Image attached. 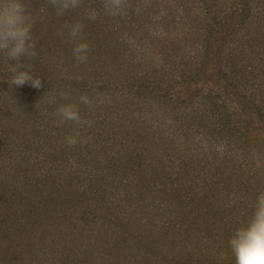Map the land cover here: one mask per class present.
<instances>
[{
    "label": "trees",
    "instance_id": "obj_1",
    "mask_svg": "<svg viewBox=\"0 0 264 264\" xmlns=\"http://www.w3.org/2000/svg\"><path fill=\"white\" fill-rule=\"evenodd\" d=\"M228 1L231 4L212 14L214 9L208 7L209 0H202L207 9L206 13L210 16L207 25L199 27L203 43L197 56L191 55L182 65H178L180 69L176 70H172L173 66L167 58L161 63L157 59V66L164 68L161 73L157 70L159 76L155 74L154 78L147 77V81L144 84L139 82L137 88L126 85L127 82L120 88L121 92L128 91L138 99L148 94L153 101L167 107L177 106L186 114L195 113L200 105H205L210 109L204 111L209 113L207 116L212 120L208 122L212 124V130L196 131L191 133L190 137L188 131L183 135H173L170 139L164 136L162 140H153L145 145L141 153L139 150L132 152L128 148L125 149L122 140L119 144L113 140L110 142L106 139L105 132L101 131L102 127L97 133L98 136L91 131L87 134L90 142L87 151H78L89 162L83 163L89 166L88 171L75 173L77 162L68 161L60 165L54 162L53 166L47 167V160L58 155H37L31 167L34 172L32 180H24V193L14 185L15 191H12L11 196L18 197L20 202H16L17 199L11 196L10 199L3 200L0 217L7 218L11 211V214L15 215V207L20 205L23 214L29 218L42 210L40 214L54 220L63 218L65 214L71 215L69 217L72 220L77 216L78 208L83 205L84 215L88 216L87 223L97 224L101 219L104 226L108 224L111 228L118 227L127 231L129 229L149 232L148 227L151 233L158 231L159 234L165 233L172 239H177L179 246L176 250L171 249L169 254L159 253L160 256L156 257V260H165L162 264H188L190 257L195 255H198L197 264H234L235 258L231 249L225 244L229 245L228 241L236 228L251 217L242 207L247 209L254 205L246 195L241 194V190L233 189L235 179L238 181L236 170L240 171L242 179L244 173L241 172L248 167V163L239 162L237 169L228 161L227 164L230 165H227V171L224 172L217 160L227 158L233 149L243 148L244 142L249 141L254 134L257 138L264 139V106H257V98L252 93L253 86L258 83L251 86L248 83L255 71L258 74L257 67L253 64L255 61L249 65L243 63L241 69L236 68L235 61L230 69L229 63L230 55H233V58L236 56V52L231 51L234 47L231 43H235V38L241 31L249 29L250 35L261 32L260 39H264V5L253 6L252 0ZM42 3H45V12L41 11L42 18L38 20L39 23L46 20L48 27L64 33L67 30L66 24L80 21L84 25L83 37L91 43H99L101 40L110 42L112 37L115 41L123 43L127 40L133 44L140 40L134 33L139 35V29L147 27V22L152 24L148 20V14L154 15L152 19H156L157 24L166 21L168 16L160 14L159 6L163 4L160 0H129L127 14L117 18L104 13V0H81L79 8L62 17L56 15L51 0H43ZM35 5L38 7V2ZM154 6H158L157 13L152 12ZM89 10L98 13L95 21L87 18ZM136 16L141 18L137 24ZM127 25L131 28H127ZM159 26L158 39L165 33L161 30L165 26ZM165 29L168 31L169 28ZM68 40L69 37L66 38V41ZM42 41L41 43H48L49 37L45 36ZM151 43L152 48L147 49L156 54L158 43L155 44L153 39ZM262 54L264 55V52L260 53ZM262 62L264 59L259 58L257 64ZM178 70L182 72L179 73ZM42 84H45V81ZM259 85L262 87L264 83L261 82L257 86ZM15 88L19 92L17 99L20 96L22 100H31L39 96L45 87L36 89L26 84ZM85 119L88 120L87 117ZM39 128L36 127L35 130ZM83 128L88 129V126ZM120 129L121 133H124V128ZM147 129L144 128V131ZM149 136L147 138H150ZM95 138L102 143H98ZM55 142L66 144V141L60 138ZM171 149L175 152L168 155ZM51 152L54 153V150ZM25 153L23 154L27 157ZM93 153L97 156L91 158ZM167 155L169 162L173 164L171 167L165 165ZM185 157H190V162H186ZM210 157L213 160H210ZM13 159L14 156L0 161V171L8 174V168L9 171L16 168L19 162L14 164ZM103 163L106 164L105 167ZM168 168L174 172L170 177L165 174ZM18 175L19 172L14 177ZM257 176L260 180L264 179V175L259 177L261 173H254L250 179H257ZM260 189H264V182ZM104 200L108 202L102 203ZM74 209L76 211L73 213ZM217 211L221 215V221L215 219ZM76 220L79 221L78 218ZM219 222L223 227L216 237L212 233L220 228ZM78 226V223L75 224L74 229ZM23 227L24 231L28 230L25 225ZM57 229L61 230V227ZM76 234L68 233L73 237ZM95 234V229H92L90 237L93 238ZM77 236L82 234L78 233ZM141 236L139 233L134 237L137 244L142 243ZM64 241L65 244L71 245L72 240ZM34 244L31 249L36 251V256L33 254L35 260L31 257V264H36V257H41L42 251L48 250L46 246L38 249ZM87 245L73 247L68 255L62 250L61 255L54 257L52 264H107L105 260L89 255ZM143 246L149 247L150 251L155 253L151 242ZM30 254L25 252L24 256Z\"/></svg>",
    "mask_w": 264,
    "mask_h": 264
},
{
    "label": "rangeland",
    "instance_id": "obj_2",
    "mask_svg": "<svg viewBox=\"0 0 264 264\" xmlns=\"http://www.w3.org/2000/svg\"><path fill=\"white\" fill-rule=\"evenodd\" d=\"M34 1L26 0V6L34 18L33 36L37 56L23 62H26V67L34 76L39 77L42 83L45 81V84H42L45 87L43 92L31 100L27 98L22 100L20 96L17 99L19 92L7 81L10 77L8 61L4 55H0V136H2L0 138V161L14 156V164L19 162L12 171L7 169L8 174L3 170L0 171V177H2L0 180L1 208L4 206L3 200L10 199L12 191H15L14 185H17L20 192L24 193V180L26 178L32 180L34 172L31 167L37 155H58L47 160L49 164L47 167L53 166L54 162L60 165L68 161L77 162L75 173L88 171L89 166L83 163L89 164V162L78 151L79 149L87 151V145L90 144L87 134L93 131V134L98 136L97 133L100 132L101 127V131L105 132L104 135L110 142L113 140L119 144L122 140V146L126 147L125 149L128 148L132 152L139 150L140 153L143 152L145 145L153 140H162L164 136L170 139L173 135H183L188 131L190 137L193 132L213 129L212 124L208 123L212 121L207 116L209 113L204 111H210V109L205 105H200L195 113L191 111L192 113L186 114L177 106L167 107L153 101L148 94L138 99L131 96L128 91H120L126 82V85L137 88L139 82L144 84L147 81V77L154 78L155 74L159 76L157 70L161 73L164 68L157 66V59L161 63L167 58L169 64L173 66L172 70H176L180 69L178 65H182L191 55L196 54L197 56L198 52L200 53L203 41H201L199 27L206 26L210 16L206 13L207 9L202 0H160L163 2L159 6L160 14L168 15L166 21L157 24V20L152 19L154 15L148 14L150 15L148 20L152 24L147 22L145 24L147 27L139 29V35L137 32L134 33L137 38H140L137 42L135 41L136 43L134 42L135 45L127 40L123 43L115 41L112 37H110L111 43L106 40H101L102 42L99 43L89 42L91 49L89 59L85 64L75 61L74 42L70 39L66 41L67 30L64 33L54 31L46 25V20L38 22L42 18L41 11L45 12V3H42L43 0H36L37 7L35 5L37 2ZM252 1L253 6L264 5V0ZM229 4L231 3L228 0H209L208 7L213 8L212 14H215ZM153 9L152 12L157 13L158 6H154ZM140 20L141 18L136 16L135 23H139ZM159 25L169 29L166 31L165 27H162L161 30L165 33L158 39ZM127 28L131 27L127 25ZM45 36L49 37V42L41 43ZM260 36L261 32L258 34L254 32L250 35V30L244 29L235 38V43H231L234 46L231 51L236 52V56L233 58V55H230V69L234 61L238 69H241L244 64L249 65L255 61L253 64L256 65L259 75L255 71L253 78L248 80L250 86L255 83H264V62L257 64L259 58L264 59V55H260L264 52V39H260ZM152 39L155 44L158 43L159 48L157 47L156 54L147 49L152 48ZM178 72L182 71L178 70ZM258 84L253 86L252 93L257 98L255 102L257 106H264V85L260 87V85L257 86ZM60 92L67 93V99H62ZM85 96L91 101L90 105L80 103V98ZM51 98H55L54 104L48 103ZM64 103L77 104L82 118L87 117L91 122L90 127L84 129L83 126L60 123L55 113L57 108ZM36 127L40 128L35 130ZM120 127L124 128V133H121ZM144 128L148 129L144 131ZM77 133L80 142L75 146H69L66 138ZM148 135L150 138H147ZM59 138L65 140L66 144L56 143L55 141ZM95 139L98 143H102L98 138ZM52 150L54 153L51 152ZM172 152L175 150H169L168 155ZM23 153L27 154V157ZM168 155L165 165L171 167L173 164L169 162ZM96 156L97 154L93 153L91 158ZM145 158L148 159L146 154ZM220 159L217 160V164L224 172L227 171V165H230L227 164L228 161L237 169L240 166L239 162L248 163V167L246 166V169L244 168L241 172L244 173L242 179L240 171L236 170L238 181L235 179L233 189L241 190V194L246 195L249 201L254 203L257 195L264 193V189H260L264 179L260 180L258 176L257 179H250L254 173H261L259 177L264 175V139H259L254 134L249 141L244 142L243 148L233 149L227 158ZM190 160V157H185L186 162ZM210 160L213 158L210 157ZM28 164L31 166L29 167ZM103 164L105 167L106 164ZM18 172L19 175L15 178ZM171 173L174 172L170 168L165 170L168 177ZM11 197L17 199L16 202H20L18 197ZM104 202L108 201L104 200L102 203ZM242 208L250 216L252 215L253 207ZM15 209L17 211L15 215L11 214L13 212L11 211L7 218L0 217V264H31V257L35 260L33 254L36 256V251L31 249L34 243L38 249H43L45 246L48 249L42 251L41 257H36V264H52L54 257L61 255L62 250L68 255L73 247L83 244H88L89 255L105 260L107 264H162L164 259L156 260V257L160 256L159 253L169 254L171 249L176 250L179 246L177 239H172L165 233L159 234L158 231L151 233L148 227L149 232L129 231V229L127 231L118 227L111 228L108 224L104 226L101 219L97 221L99 225L98 223H87L88 216L84 215L83 205L78 208L77 216L72 220L69 217L71 215L68 214L61 219L54 220L45 214H40L42 210L29 218L23 214L20 205H17ZM2 210L6 211V209ZM19 210L21 212L18 213ZM75 211L76 209L73 213ZM215 219L221 221L218 211ZM77 223L79 226L74 229ZM214 223L217 224V222ZM24 225L28 228L27 231H24ZM218 226L220 228L212 233L216 237L222 231L223 225L219 222ZM58 227H61V230L57 229ZM92 229L96 231L93 238L90 237ZM69 232L80 233L82 236L76 234L73 237L68 235ZM139 233L142 234L141 244H137V240L134 239ZM64 239L72 240L73 244L72 242L71 245L65 244ZM150 242L156 254L152 253L149 247L143 246ZM28 244L30 245L26 246ZM225 246L229 245L225 244ZM25 252L31 254L26 257ZM197 258L198 255L190 257L191 261L188 264H197ZM233 263L235 264V259Z\"/></svg>",
    "mask_w": 264,
    "mask_h": 264
},
{
    "label": "clouds",
    "instance_id": "obj_3",
    "mask_svg": "<svg viewBox=\"0 0 264 264\" xmlns=\"http://www.w3.org/2000/svg\"><path fill=\"white\" fill-rule=\"evenodd\" d=\"M57 16H64L71 10L81 6V0H51ZM129 0H104V13L117 18L127 14ZM98 13L89 10L87 18L95 21ZM34 18L28 11L26 0H0V55H4L9 64L11 86L23 87L30 84L39 89L41 79L34 76L26 67L30 58L37 56L36 44L33 36ZM67 36L74 42L73 57L79 64L87 63L90 53V43L84 39V25L75 21L65 25ZM62 99L68 94L60 92ZM55 103V98L48 101ZM80 103L90 105L91 101L85 96ZM60 123H69L78 126H90L91 122L82 118L80 110L75 103L61 104L55 113ZM69 146L80 142L79 134L66 138ZM235 264H264V193L257 195L253 205L250 219L236 228L228 241Z\"/></svg>",
    "mask_w": 264,
    "mask_h": 264
}]
</instances>
